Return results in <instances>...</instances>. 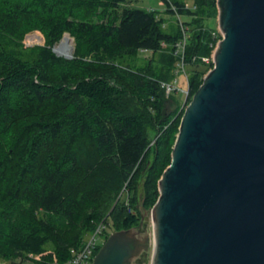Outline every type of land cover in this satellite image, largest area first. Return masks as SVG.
<instances>
[{
    "label": "trees",
    "instance_id": "obj_1",
    "mask_svg": "<svg viewBox=\"0 0 264 264\" xmlns=\"http://www.w3.org/2000/svg\"><path fill=\"white\" fill-rule=\"evenodd\" d=\"M170 2L177 12L169 2L165 10L189 27L186 106L213 65L202 57L212 49L216 0ZM127 3L0 0V34L40 30L45 39L26 58L0 48V244L12 254L64 264L101 221L137 226L135 203L144 198L149 210L157 199L184 111H164L174 91L161 85L175 78L181 31L177 23L164 32L155 10ZM64 33L75 41L71 58L51 50ZM145 50L158 53L154 64H113Z\"/></svg>",
    "mask_w": 264,
    "mask_h": 264
},
{
    "label": "water",
    "instance_id": "obj_2",
    "mask_svg": "<svg viewBox=\"0 0 264 264\" xmlns=\"http://www.w3.org/2000/svg\"><path fill=\"white\" fill-rule=\"evenodd\" d=\"M221 38L150 209L90 264H264V0H216ZM150 222H144L145 217Z\"/></svg>",
    "mask_w": 264,
    "mask_h": 264
},
{
    "label": "rangeland",
    "instance_id": "obj_3",
    "mask_svg": "<svg viewBox=\"0 0 264 264\" xmlns=\"http://www.w3.org/2000/svg\"><path fill=\"white\" fill-rule=\"evenodd\" d=\"M168 1L170 0H130V3H127V5L144 10H155L157 15L164 20V23L162 24V30L166 33H169L170 31L176 30L178 18L181 21H185L187 20V18L183 15L177 16V14L169 13L168 11H166L165 10L167 5L166 2ZM181 1H183L187 5H191L193 0H181ZM94 19L96 18L94 17ZM207 24L211 27H214L217 24V18L215 19V21L209 19L207 21ZM65 34L69 35L71 39L70 41H68L67 36L63 38ZM62 38H63L62 41H64L66 46L69 47V52L65 56L64 54L63 55L57 54L53 49L54 46L59 45ZM44 41L45 39L43 33L40 30H33L31 32L25 33L21 37V39H15L10 36H7L6 34H0V48L9 49L14 53H19L23 55L25 58L30 57L32 55L33 48L44 46L45 44ZM51 50L57 56H62L64 58H71L73 57L75 51V41L69 33H64L62 37L52 45ZM157 57H158V53L153 54L151 51H140L133 57L122 58L121 61H114L113 64L115 65L121 64L124 67L129 66L133 70H136L139 67H143L146 64V62L151 61L153 58L154 61L151 62H153L154 64V62L156 61L155 59ZM177 69L179 70V72L175 74L176 81L173 84L178 89L185 90L187 88V84L185 82L183 73L180 72L181 69L179 65H177ZM181 90L172 93V97L174 99L170 97L169 98L165 97L163 108L166 113L173 112V114H176V112L179 113L182 109L185 108L184 93ZM175 99H179V100H175ZM150 136L152 137V135ZM140 199H138V201L135 203L137 208ZM101 222L105 223V221H101ZM144 222H150V218L148 216L145 217ZM105 225H106L105 231H108L109 233L114 231V229H116L111 222L109 224L105 223ZM90 235L91 234H89L88 236ZM104 240L105 239H102V241L99 244L101 245ZM141 260L142 261L139 262L138 264H149V255H147V257H143ZM0 264H44V263H40L38 257L32 254H28L27 257L23 255L12 254L11 250L5 248L0 244Z\"/></svg>",
    "mask_w": 264,
    "mask_h": 264
},
{
    "label": "built area",
    "instance_id": "obj_4",
    "mask_svg": "<svg viewBox=\"0 0 264 264\" xmlns=\"http://www.w3.org/2000/svg\"><path fill=\"white\" fill-rule=\"evenodd\" d=\"M168 2L170 3L171 9L174 12H177L176 7L170 1H168ZM186 7H189V6L186 5ZM177 16H179V15L177 14ZM177 23H178V26L180 27L181 37L173 45L174 46V52L173 53L178 58H180L177 62V65H179V67L181 69L180 72L183 73L185 82H186V84H188L187 75H186L185 70H184L183 55L185 52V46H186L187 38L189 36V27L185 24V21H181L179 18H178ZM211 35H212L213 42L210 44V46L212 47L210 55L207 57H202V61L206 64L212 62L214 49L217 45V42L221 38V32H220L218 26H216L212 30ZM55 47H57V45L54 46L53 49ZM145 51H148V50H145ZM178 72H179V70L176 69L175 74ZM175 81H176V78H174L173 82H161V85L165 88L166 95H168L169 93H171L173 91L176 92L178 90H181V89H178L177 87L174 86L173 83ZM181 91H183L184 97H186L188 95V85H187V88L185 90H181ZM105 230H106L105 223L100 222L96 226L94 231L91 233V235L88 236V238L84 242L83 246L79 250H75L73 248L70 249L71 256L64 264H90L91 260L93 258V252H94L95 248L97 247V245H99V243L102 241Z\"/></svg>",
    "mask_w": 264,
    "mask_h": 264
},
{
    "label": "bare ground",
    "instance_id": "obj_5",
    "mask_svg": "<svg viewBox=\"0 0 264 264\" xmlns=\"http://www.w3.org/2000/svg\"><path fill=\"white\" fill-rule=\"evenodd\" d=\"M65 36H68V35H64L63 38H65ZM63 38L61 39L59 45H57V47L54 48V51L57 53V54H64V56L69 52V47L66 46L65 42L62 41ZM67 39L70 41V37L68 36ZM68 45V44H67Z\"/></svg>",
    "mask_w": 264,
    "mask_h": 264
},
{
    "label": "crops",
    "instance_id": "obj_6",
    "mask_svg": "<svg viewBox=\"0 0 264 264\" xmlns=\"http://www.w3.org/2000/svg\"><path fill=\"white\" fill-rule=\"evenodd\" d=\"M186 4V3H185ZM187 5V4H186ZM192 5V4H191ZM191 5H187V6H189V7H191ZM217 18V17H216ZM217 26V24L214 26V27H216Z\"/></svg>",
    "mask_w": 264,
    "mask_h": 264
}]
</instances>
